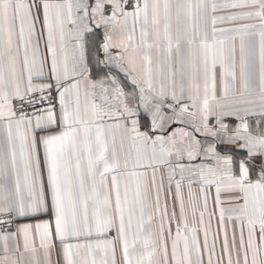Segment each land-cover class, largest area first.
Here are the masks:
<instances>
[{
    "label": "snow or ice",
    "instance_id": "6c2138e0",
    "mask_svg": "<svg viewBox=\"0 0 264 264\" xmlns=\"http://www.w3.org/2000/svg\"><path fill=\"white\" fill-rule=\"evenodd\" d=\"M0 264H264V0H0Z\"/></svg>",
    "mask_w": 264,
    "mask_h": 264
}]
</instances>
